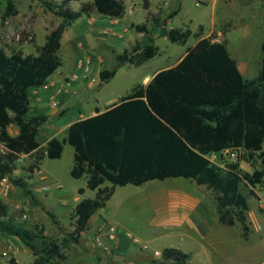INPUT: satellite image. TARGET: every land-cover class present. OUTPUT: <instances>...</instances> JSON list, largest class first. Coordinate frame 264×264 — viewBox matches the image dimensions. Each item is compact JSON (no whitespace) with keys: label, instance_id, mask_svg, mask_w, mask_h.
<instances>
[{"label":"trees","instance_id":"obj_1","mask_svg":"<svg viewBox=\"0 0 264 264\" xmlns=\"http://www.w3.org/2000/svg\"><path fill=\"white\" fill-rule=\"evenodd\" d=\"M69 1L54 7L46 3L61 22L48 33L37 56L7 54L0 49V183L11 176L21 156H34L29 168L33 172L40 170L45 157L60 159L68 143L75 152L71 176L77 180L86 176L87 187L96 195L75 207L71 216L74 231L62 242L46 238L43 228H25L10 216L8 206L0 203V239H13L28 248L35 258L33 264H60L67 258L65 248L79 243L91 218L114 195L115 187H139L172 178H183L212 191L219 223L240 225L247 236L250 206L248 194L242 190L255 195L253 189L264 187V42L261 71L248 80L225 41L202 38L175 67L157 72L146 86H136L105 112L71 124L65 140L52 138L42 147L37 137L47 116H30L31 90L46 87L63 66L59 52L64 32L92 11L113 19L123 18L126 11L123 0H93L79 11L66 8ZM15 14L8 0L4 17ZM152 21L156 27L161 25L156 17ZM133 27L149 34L147 23ZM190 36L189 29L166 33L172 43L182 45ZM149 42L117 54L116 68L100 72L101 83H109L126 64L141 66L153 59L159 49L152 39ZM11 127L17 128L16 135L9 132ZM227 149H241L243 158L226 169L207 158ZM241 161L251 164L254 172L243 171ZM106 183L112 187H103ZM12 184L31 193L22 178L12 180ZM189 258L177 249L163 251L164 260L177 264H185ZM8 264H16L15 259Z\"/></svg>","mask_w":264,"mask_h":264},{"label":"rangeland","instance_id":"obj_2","mask_svg":"<svg viewBox=\"0 0 264 264\" xmlns=\"http://www.w3.org/2000/svg\"><path fill=\"white\" fill-rule=\"evenodd\" d=\"M63 1L65 0H11L16 14L5 18L8 0H0V48L7 54L19 52L23 56H37L38 48L45 45L44 30L53 29L58 26L59 21L61 22V19L47 8L46 3L54 7L61 5ZM124 1L130 4L129 8L135 10L134 13L126 10L122 19L123 24L144 22L149 13L153 18L161 20L159 27H155L152 20L148 22L151 27L153 45L159 49L158 54L141 66L124 65L107 84H102L99 76L92 75L89 69L85 74L91 82L83 84L77 94H73L74 88L70 89L71 98L67 107L70 108V112L76 110L66 118H61V110H57L54 114H45L49 122L48 125H43L39 135L41 143L45 142L42 135L44 129L55 125L58 130L78 117L80 113L90 117L91 111L97 108L101 113L105 112L129 95L136 86L144 85V78L152 77L158 71L175 67L187 51L208 34L216 39L217 32L226 36L228 29L235 30V33L231 34L229 52L238 62H241L245 79L252 80L259 75L264 42L263 2L258 0H149L151 3L149 9V4L145 0ZM88 3V0H70L68 6L78 9ZM29 4L30 8L26 10ZM257 4L260 7L252 9ZM228 6L229 10L226 9ZM252 10L260 12L261 19L257 23L248 13ZM221 16L234 20L233 23L241 16L244 18L242 22L237 21L234 26L231 24L232 26L228 27L230 20L225 23L219 20ZM82 21H86V17L72 22L64 33L59 52L63 66L49 80H57L67 74L72 75L75 70L77 58H75V49L71 40L75 41L78 37L76 35L78 25L83 30ZM171 29H189L191 36L186 44L172 43L166 37L167 31ZM99 31L97 29L90 32L88 39L86 55L93 57V61L90 62L92 67L98 65L96 58H103L101 62L104 61V70H113L117 66L116 56L119 51L124 49L131 51L135 44L140 46V43L135 41H140L139 33L134 29L123 34L122 39L106 37L99 34ZM27 32L32 34V41L26 40ZM18 34L21 36L20 40H17ZM221 40L224 39L221 38ZM79 79L81 78H68L67 85L70 86ZM34 95L35 93H31L32 105H34ZM77 108H80L81 112L77 111ZM66 130L58 133L57 139L65 140ZM9 132L16 135L17 128L11 127ZM74 154L73 147L65 143L60 159L52 160L45 157L40 163V170L33 172L29 168L34 156L24 155L16 161V169L5 180L10 186L9 196L0 200L1 204L8 206L9 214L16 222L30 230L43 228L46 238H54L60 242L74 231L71 216L75 207L85 199H94L96 195L95 191L87 187L86 176L79 180L71 176ZM242 158L243 152L240 154V159ZM215 161L218 162L217 159ZM255 168H260L259 162L255 163ZM241 169L250 174L254 172L252 165L245 161H241ZM18 178L27 182L30 194L12 184V180ZM37 185L47 187L48 191L37 192ZM107 186L112 187L110 183L104 184L103 187ZM81 189L85 191L83 194L79 192ZM242 192L248 194L250 206L247 236L244 235L240 225L227 227L219 223L215 194L212 191L183 178L150 181L139 187L134 185L115 187L114 195L95 217L96 219L100 217L102 223H105L103 228H99L100 233L109 231L108 228L111 226L130 233L131 238H134V241L130 238L129 243L133 249L138 248L134 243L140 247L147 244L150 249L159 250L162 254L164 248L169 246L183 249L190 255L185 264H264V187L258 186L253 189L255 195L250 194L248 189ZM189 198L199 199L204 207L202 222L197 227L187 220L189 217L185 203ZM175 201L184 204L178 205L171 211V202ZM23 215H26L27 219L24 220ZM200 217L197 216V218ZM195 220L197 221L196 217ZM73 245L72 243L65 248L67 257L71 256ZM11 258L15 259L16 264H33L35 260L32 252L21 243L9 238L0 239V264H8ZM152 258L158 264H177L164 260L163 257L152 256ZM64 261L60 264H64Z\"/></svg>","mask_w":264,"mask_h":264},{"label":"crops","instance_id":"obj_3","mask_svg":"<svg viewBox=\"0 0 264 264\" xmlns=\"http://www.w3.org/2000/svg\"><path fill=\"white\" fill-rule=\"evenodd\" d=\"M88 1H89V3L93 2V0H88ZM145 1H147V4H149L148 8L150 9L151 8L150 1L149 0H145ZM129 2H133V1L129 0ZM123 3L125 5L126 10L128 9V10H130L131 13H134L135 9H133L131 7L129 8V5H130L129 3H126L124 0H123ZM220 3L222 4L221 1H220ZM127 6H128V8H127ZM161 6H163V5H161ZM256 7H260V5L257 4V6H253L252 9H254ZM29 8H30V4L26 6V10H28ZM66 8H68L71 11H79L81 9V8L73 9L72 7L70 8V6H68V5ZM227 8H228V10L230 9L229 6L226 7V9ZM254 11H256L257 14L254 13ZM254 11L252 10V12L249 11L248 13L250 14L251 18L257 23L261 19L259 16L260 12H259V10H254ZM155 12H156V10H155ZM243 14H244V12H243ZM148 16H150L149 21L152 20V17H153L152 14L149 13ZM148 16H147V18H148ZM83 17H86V21H82V23H81V25L84 26L83 30L78 25V27H77L78 32L76 33V35H78V37L75 38V41L71 40L73 47L75 49V54H76L75 58H77L75 70L73 71L72 75L67 74V75H63L60 79H57V80H53V81L48 80V86H46V88L44 87V88L38 89V90L37 89L31 90V93H35V95L33 97L34 98V101H33L34 105L31 104V108H30V116L45 115L46 113L50 115L52 113L54 114L57 110H61L60 111V113H62L61 118H66L73 111L76 110L75 109V110L70 112V108L67 107L68 106L67 104L71 98V90H70L71 88H74L73 94H77L79 92L78 89H81L83 87L82 86L83 84H87V83L91 82L90 80H88L86 78L87 74H85L86 62L87 61H89V62L93 61L92 60L93 57L86 55L90 32H93L94 30L99 29L100 30L99 34L101 33L102 35L109 37V38H112V39H120V38L122 39L123 34L128 33L129 31H131L133 29L135 31H137L135 29V27H133V26H137V25L147 23V26L149 28V34L147 35L145 33H140L137 31L139 33L140 41H138V40H135V41L137 43H140V47H143V46L149 45L150 44L149 39H152L151 38V27H150V25H148L149 21H147V18L145 19L144 22H141L139 24H134L133 22H130V23L126 22L127 24H123L122 19L124 17L121 19H113L110 17L103 18L99 14H97L95 11L90 12L89 15L82 16L80 19H82ZM243 18H244V16L243 17L241 16L237 21L242 22ZM219 20H221L225 23H226V21L230 20L228 23V27L229 26L231 27L232 25L234 26L237 22V21H235V23H233L234 20L227 18V17H224V16L219 17ZM59 24H60V21H59ZM213 24L215 25V21L213 22ZM51 30L52 29L44 30L46 32L45 39ZM233 33H235V30H233V29H228L226 31V36L225 35L223 36V34L221 32H217L218 37L216 39H214V38L213 39H214V41H217V42L225 41L227 43V47H229L231 34H233ZM209 35L210 34L206 35L204 38L210 37ZM221 38H223L224 40H221ZM124 50L129 51L128 49H124ZM123 51H119L118 54H120ZM231 56L237 62L239 70L241 71L243 76H245V74L242 71V67L240 64L241 62H238V60L235 57H233V55H231ZM102 60H103V58H96L98 65H95V66H97V67H95V66L92 67V64L90 65L89 69H90V72L92 75L96 74V76H99L100 72L104 70V67H103L104 61L101 62ZM60 74H62V73H60ZM154 75L152 77L144 78L143 84L147 85L151 81V79L154 77ZM75 76L79 77L81 79L75 81L74 83H71V85L68 86L67 85V82H68L67 79L73 78ZM80 80H82V81H80ZM94 80H95V78H94ZM54 100L58 103L57 108H54L52 106ZM77 111L81 112V109L77 108ZM98 112L101 113V111H99V109L97 108V109L91 111L89 116L90 117L95 116V115H97ZM86 118H89V117H85L84 114L80 113L78 117H75L74 119H72L70 122L66 123V125H64L63 127H61L58 130H57V127L55 125L49 126L48 128L43 130L42 135H44L43 139L45 140V142L41 143L39 141V135L41 134V131L43 129V125L44 124L48 125L49 119L47 118V121L40 128V132H39V135L37 137V140L40 143V145L42 147H44L49 140H51L52 138H57L58 133H60L61 131L65 130V129H68V127L71 124L78 122V121H81V120H84ZM40 173H41V171H40ZM183 204H184L183 202H181L180 204L177 201L171 202V205H170L171 211H173V208L174 209L177 208L178 205L183 206ZM185 204L187 205L186 210L188 212L187 216L189 217L187 220L188 221L190 220L191 223L193 225H195L194 227H197L202 222V218L204 216V212H203L204 207H203L201 201L199 199L189 198V199H187V202ZM199 210H201V212ZM95 215L91 218V220L88 224L87 230L81 234L79 243L76 245L75 244L73 245L72 253L70 254L71 256L66 258V261H64L65 262L64 264H158V263L154 262L155 260H153V258H152L154 250L150 249L149 251H144L136 243H134V244L137 245L138 248H135V249L131 248V246L129 244L131 242L130 241V238H131L130 235L131 234L123 231V229L119 230L118 228H115L116 232L114 234L109 233V231H107V230L102 231V233H100L99 228H103V225H105V223H102V219L100 217H99V219H96ZM197 216H201V217L197 218ZM195 217H196L197 221L195 220ZM181 236H184V235H181ZM131 239H133V241H134L133 237ZM135 240H137V239H135ZM168 248L177 249V250H180V251L186 253V251H184L183 249H179V248H176L174 246L165 247L164 250L168 249ZM155 251H159V250H155Z\"/></svg>","mask_w":264,"mask_h":264},{"label":"built area","instance_id":"obj_4","mask_svg":"<svg viewBox=\"0 0 264 264\" xmlns=\"http://www.w3.org/2000/svg\"><path fill=\"white\" fill-rule=\"evenodd\" d=\"M201 1H207V0H201ZM20 38H21V36L18 34L17 35V40H20ZM26 40L28 42L33 40V36L29 32L26 33ZM0 49H2V48H0ZM90 65H91L90 62L87 61L86 65H85V73L88 72V70L90 68ZM52 106L54 108H57L58 103L54 100ZM241 152H243L241 149H227V150H224V151H222L220 153L211 154L207 158L213 164L217 165L218 167H220L222 169H226V167L229 164L238 162L240 160ZM215 159H217L218 162H216ZM36 191L39 192V193H45V192L48 191V188L47 187H40L39 185H37ZM9 192H10V186L8 184H6V181L4 180L3 182L0 183V200L3 199V198L4 199L7 198L9 196ZM22 218L25 220V219H27V216L23 215ZM108 230H109V232L111 234H114L116 232V229L113 228V227H109ZM141 248L144 251H149L150 250V247L147 244L142 245ZM153 256L154 257H163V254L160 251H155L154 250L153 251Z\"/></svg>","mask_w":264,"mask_h":264}]
</instances>
